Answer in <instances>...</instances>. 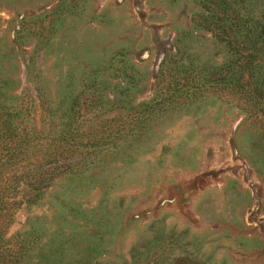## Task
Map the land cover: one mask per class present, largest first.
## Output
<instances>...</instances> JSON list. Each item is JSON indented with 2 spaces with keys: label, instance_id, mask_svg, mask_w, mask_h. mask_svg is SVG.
<instances>
[{
  "label": "rangeland",
  "instance_id": "rangeland-1",
  "mask_svg": "<svg viewBox=\"0 0 264 264\" xmlns=\"http://www.w3.org/2000/svg\"><path fill=\"white\" fill-rule=\"evenodd\" d=\"M0 264H264V0H0Z\"/></svg>",
  "mask_w": 264,
  "mask_h": 264
}]
</instances>
